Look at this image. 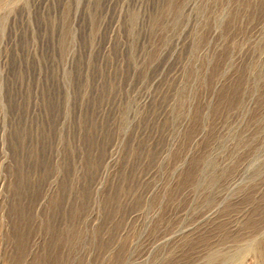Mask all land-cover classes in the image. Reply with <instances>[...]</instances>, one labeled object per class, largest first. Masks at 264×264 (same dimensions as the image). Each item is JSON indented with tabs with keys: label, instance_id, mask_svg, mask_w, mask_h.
I'll return each mask as SVG.
<instances>
[{
	"label": "rangeland",
	"instance_id": "rangeland-1",
	"mask_svg": "<svg viewBox=\"0 0 264 264\" xmlns=\"http://www.w3.org/2000/svg\"><path fill=\"white\" fill-rule=\"evenodd\" d=\"M0 264H264V0H0Z\"/></svg>",
	"mask_w": 264,
	"mask_h": 264
},
{
	"label": "bare ground",
	"instance_id": "bare-ground-1",
	"mask_svg": "<svg viewBox=\"0 0 264 264\" xmlns=\"http://www.w3.org/2000/svg\"><path fill=\"white\" fill-rule=\"evenodd\" d=\"M251 255V254H250Z\"/></svg>",
	"mask_w": 264,
	"mask_h": 264
}]
</instances>
